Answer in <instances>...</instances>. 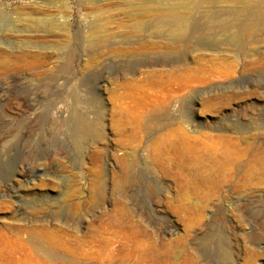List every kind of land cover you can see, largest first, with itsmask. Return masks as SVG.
Masks as SVG:
<instances>
[{
    "label": "rangeland",
    "instance_id": "obj_1",
    "mask_svg": "<svg viewBox=\"0 0 264 264\" xmlns=\"http://www.w3.org/2000/svg\"><path fill=\"white\" fill-rule=\"evenodd\" d=\"M253 5L0 0V264H264Z\"/></svg>",
    "mask_w": 264,
    "mask_h": 264
},
{
    "label": "bare ground",
    "instance_id": "obj_2",
    "mask_svg": "<svg viewBox=\"0 0 264 264\" xmlns=\"http://www.w3.org/2000/svg\"><path fill=\"white\" fill-rule=\"evenodd\" d=\"M224 14V19L221 22H217L219 15L216 14V11H205L202 15L191 17L189 25L195 26L194 28H197L202 33V38L210 40L213 44H216L220 40H217L218 36H216L219 30L227 32L232 30L236 25H264V8L261 6H248L241 9V11L226 9ZM202 18H205L206 21L201 22ZM220 27L221 29H219ZM222 40L232 43L236 42L238 34H228Z\"/></svg>",
    "mask_w": 264,
    "mask_h": 264
}]
</instances>
